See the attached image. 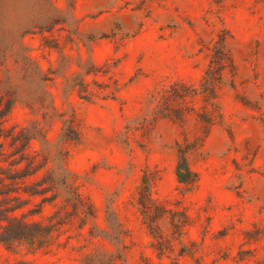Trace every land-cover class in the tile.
<instances>
[{"label":"rangeland","instance_id":"1","mask_svg":"<svg viewBox=\"0 0 264 264\" xmlns=\"http://www.w3.org/2000/svg\"><path fill=\"white\" fill-rule=\"evenodd\" d=\"M14 28L18 34L30 29L26 52L47 74L45 104L51 100L56 109H48L54 118L46 135L56 142L61 118L75 117L80 138L67 146L66 166L90 197L98 226L106 227L110 208L117 214L127 231V264L158 261L136 204L144 172L154 178L152 197L188 217L181 233L161 222L171 255L184 264L264 262V0H0V42ZM220 35L234 68L218 91L220 117L190 156L197 181L185 189L175 174L176 124L159 121L144 147L125 148L117 134L157 85L169 79L196 84L209 42ZM13 52L21 55L18 43ZM78 72L90 90L104 84L112 94L82 97ZM36 118L41 114L16 102L3 126L18 129ZM39 147L33 140L28 151ZM74 231L66 226L62 244L38 250L0 243V264H81L96 247L115 251L101 239L83 249L75 237L65 242Z\"/></svg>","mask_w":264,"mask_h":264},{"label":"trees","instance_id":"2","mask_svg":"<svg viewBox=\"0 0 264 264\" xmlns=\"http://www.w3.org/2000/svg\"><path fill=\"white\" fill-rule=\"evenodd\" d=\"M8 30L12 38L0 42L3 43L0 45V243L8 248L24 244L31 250L44 249L53 243L62 244L59 236L69 226L75 231L66 236L65 242L75 237L80 249L92 244L94 239L115 245V251L96 247L85 253L81 264H127L122 236L127 231L117 214L110 208L106 227L98 226L90 197L80 190L76 174L66 166L67 146L80 138L75 117H62L56 142L49 140L45 125L50 124L54 114L48 109L55 111L56 108L51 100L45 104L50 97L45 82L47 74L26 52L23 38L30 29L19 34L18 28ZM17 43L22 52L20 56H14L13 52ZM207 48L208 64L196 84L169 79L157 85L142 98L139 112L117 134L118 143L125 148L130 149L132 143L144 147L159 121L176 124L181 138L174 142L175 174L185 189H191L197 181L190 156L201 147L220 117L218 91L226 74L234 68L225 35L212 38ZM75 79L82 97L112 94L104 84L90 90L79 72ZM16 102H23L33 115L41 114L42 120L32 119L28 126L18 129L15 125L5 128L3 123ZM33 140H38L40 147L28 151ZM153 181V176L144 172L136 198L142 221L155 240L152 247L158 258L154 261L144 257L143 264H184L178 256L171 255L170 242L163 239L160 226L166 220L181 233L188 217L184 209L167 208L152 197ZM178 255L183 256L185 252ZM164 257L168 260H163ZM193 264L205 263L195 259Z\"/></svg>","mask_w":264,"mask_h":264}]
</instances>
